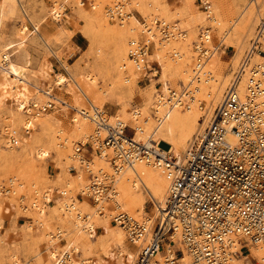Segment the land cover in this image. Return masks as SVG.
<instances>
[{"label":"rangeland","instance_id":"rangeland-1","mask_svg":"<svg viewBox=\"0 0 264 264\" xmlns=\"http://www.w3.org/2000/svg\"><path fill=\"white\" fill-rule=\"evenodd\" d=\"M116 1L0 0V59L3 49L10 47L5 50L9 60L27 66L29 89L38 90L39 108L52 102L48 93L62 102H52V108L40 114L29 129L23 131L24 119L31 116L16 110L12 96L16 82L9 80L0 68V264H53L54 260L48 257L44 248L56 242L59 256L65 240L63 236L54 238L51 235L56 229L67 234V240H77L73 226L78 214L83 217L86 213L83 202L90 205L92 202L78 188L80 183L83 188L87 186L88 172L76 162L70 164V148L65 151L56 149V128L63 127L71 142L87 138L94 129L90 119L96 116L93 108L99 107L108 123L112 122L110 116L126 122V132L134 138L129 124L144 129L155 124L154 106L157 100L166 96L160 94V98L159 93L168 92L167 87L178 90L180 85L183 90L186 81L198 68L193 58V44L203 30H209V46H214L213 53L203 64L201 75L190 84L183 103L187 100L175 114L176 119L180 116L185 122L175 125L178 135L184 139V144L176 150L184 154L194 139V133L199 136L207 126L232 72L238 68L257 27L264 21V0H125L123 6L117 4V7L121 6L122 17L129 20L121 27L114 16L106 12ZM54 8L57 10L55 17ZM117 10L115 8L113 12H119ZM127 12L130 13L128 16ZM134 16L149 25L152 19L174 24L186 33V37L176 35L180 41L164 46L157 26L153 25L156 27L154 33L159 37L156 36V45L154 40L147 39L145 30L136 23ZM132 39L152 42L143 66L158 68L156 77L153 69L143 77V67L137 71L135 66L125 62L131 47L129 40ZM239 46L242 51L234 62ZM172 48L182 53L178 61L173 60ZM261 48L264 49L263 44ZM260 57H264V52ZM57 75L67 77L66 82L57 85ZM218 83L222 87L212 97ZM80 109L88 116H80L74 121L75 110ZM138 110L140 114L132 118V113ZM207 114L202 127L198 129L193 125L196 121L203 122ZM83 126L84 131H78ZM10 135L14 138L8 143ZM160 147L164 152L170 149L164 142ZM89 149L91 155L85 152V159L92 157L91 163L108 171L109 161L105 168L98 149L93 145ZM38 150L46 152V157L39 158ZM46 190H50L48 200L43 199ZM142 193L146 200L143 214L142 208L131 209L123 201L121 204L134 218L149 217L155 221L156 209L151 194L147 190ZM70 199L74 200L75 209ZM132 199L138 202L136 196ZM31 200L38 201L42 216L37 213L38 207L22 209V205ZM103 211V215L93 220V236L79 235V242H86L89 253L70 251L63 259L67 255L73 264H93L98 259L103 264H117L121 259L122 264H128L125 258L134 253L136 247L131 245L116 221L110 219L112 212L109 208L104 206ZM74 213H77L75 217ZM102 219L106 220L107 228ZM242 247L243 242L238 247L235 264H264V244L253 246L247 243L245 250ZM161 251L156 256L158 263L162 260ZM84 258L89 262H84Z\"/></svg>","mask_w":264,"mask_h":264},{"label":"built area","instance_id":"built-area-1","mask_svg":"<svg viewBox=\"0 0 264 264\" xmlns=\"http://www.w3.org/2000/svg\"><path fill=\"white\" fill-rule=\"evenodd\" d=\"M161 29L169 37L178 33L174 24L164 23ZM151 43L132 44L129 58L146 62ZM152 69L156 77L158 68L148 65L143 66L141 76L146 77ZM262 77H249L248 96L242 100L239 76L235 75L200 139L189 146L184 162H178L169 152L163 154L133 142L126 136L127 127L124 132L110 127L105 135H96L99 143L114 147V160L121 157L130 162L134 154L144 157L150 151L153 161L163 164L171 175L169 199L135 264H152L155 247L159 246L166 264H181L183 249L192 258L188 264H227L238 255L230 251L231 236L236 234L245 235L251 244H264V105L259 103ZM50 108L52 102L43 109ZM176 220L183 249L172 238ZM121 224L132 226V236L141 232L139 224L133 225L127 217H121ZM247 243L243 241L244 250ZM167 244L174 248L170 255Z\"/></svg>","mask_w":264,"mask_h":264},{"label":"bare ground","instance_id":"bare-ground-1","mask_svg":"<svg viewBox=\"0 0 264 264\" xmlns=\"http://www.w3.org/2000/svg\"><path fill=\"white\" fill-rule=\"evenodd\" d=\"M124 1L125 0H117L106 11L108 12L109 15L111 14L114 16V20H117L121 27H124L125 25H127V22L129 21L126 17H122V15L120 14L121 6L119 5L117 7L118 3L123 6V4L125 3ZM115 8H117L118 9L117 11L119 12L114 13L113 10ZM129 14L130 13L127 12V16ZM53 16L54 17L57 16L56 8H54ZM134 19L136 23L138 25H141V27L145 30V36L147 37V39L154 40L156 45H158V42H157L158 36L154 33L156 27L153 25L157 26V29L159 30L160 35H161L160 37H162L161 42L164 43L163 44L164 46H166L167 44L170 45L171 42L176 41V40L180 41V39L178 40L179 37L178 36L176 37V35L182 36V38L186 37V33L176 28V25H174V27L178 33L169 37L168 35H165L164 32H162L161 28H162V24L164 23L158 20L152 19L153 24L151 23V25H149L148 22L141 23L136 16H134ZM150 26H152L153 28H151ZM263 32H264V21H262L257 27L255 36L251 40L249 48L243 55L238 68L232 72L231 74L232 77L229 81V84L227 85L222 95L221 101L216 106L215 110L221 104L224 94L228 86L230 85V82L235 77V75L239 76L240 81L238 84V91H239V95L242 100H244V98L248 96L247 81L249 82V77L252 74H253V78L255 79L258 78V76L260 78V76L263 75L261 79L264 81V73H263L264 61L260 62L259 60L256 59V58L264 59V57H260L261 54L264 52V49L261 48V44H263L264 46V35H262ZM198 38L199 39L193 44V50H192L193 58L195 62L197 63L198 68L193 72V75L190 77V79L186 81L187 83L185 84V87L183 88V90H182V85H180V88L178 90L172 89L166 86L168 88V92L166 91L165 93H159V97H160V94L164 96L166 95V96L162 97L161 100H157V103L154 106L156 110V114H157L155 118V124L150 127L148 125V129H144V127L138 128L134 126V124H129V127L132 130V134L134 138H130V136L126 133V136L132 139L133 142L141 146L149 147L152 150H157L163 154H166L167 152H169V154L172 155L175 158V160H177L178 162H184V160L186 159L188 148L191 145V143L195 140H199L200 136L203 134L202 132L199 136L196 137L197 132L194 133V136H193L194 139L189 142L184 154L181 155L177 152L176 150L177 147L182 146L184 144V139L180 135H178L175 125L176 123L184 124L185 122L183 118L181 119L180 116H177L178 119H176V116H175L176 111L179 110V108L184 105L187 99L184 101V103H183V99L186 96V93L190 87V84L194 82L197 79V77L201 75L204 69V65L202 64L205 63L213 53L214 46H211V47L209 46V43L211 42L209 30H203L201 32L200 37ZM138 43H140V41L136 39L129 40L130 46L132 44H138ZM9 48L10 47L3 49L4 52L1 54L0 68L4 70V74L6 77L9 78V80L14 81V83L16 82L15 83L16 89L13 92L14 95H12L14 97V101H15L14 104H15L16 110L20 113L26 114L27 116H31L30 119L28 117L24 119V122H23L24 130L23 131H25V129L26 130L29 129V127L32 125L33 120H36V118L39 117L40 114H44V112L48 111V109L44 110L43 105L41 106V108H39V105H38L39 100L36 99L37 97L36 94L38 90L34 89L33 91H31L29 89V82L26 76V73L28 71L27 66L13 64L9 60L8 55L5 53V50H8ZM129 49L131 50L132 47H130ZM171 50L172 51L170 52L172 53L173 60L178 61L179 55H182L181 51L175 48H172ZM201 51H202L203 56L200 55ZM241 51H242V47L239 46L238 54L236 55L234 62H236ZM125 59H126L125 62L129 63L132 66H135L137 71H140L145 63L140 58H138L137 60H132L129 58V56H127ZM66 78L63 75H57L55 82L57 85H61L66 82ZM260 83L262 84V82ZM263 85H264V82H263ZM221 87H222V84L218 83L215 91H213L212 93L213 94L212 97H215L217 95ZM259 90L262 94L260 95L261 97L259 98V103L264 105V88L260 87ZM48 97L49 99H51L52 102H56L57 104L62 103L59 99L56 98V96H53V94L51 95V93L50 94L48 93ZM85 98H87L86 94H85ZM256 101L258 102V99H256ZM48 103L49 102H46L45 105H47ZM66 106L71 107L70 105H66ZM187 109H189V107H187ZM93 111L96 116L90 118L91 122L94 125V129L92 131V135H90L89 137L83 138L81 140L78 139V140L71 142L72 140H70V138L66 134L67 131L63 127H58L55 130L56 149L65 151L68 148H70L71 150L70 156H69L70 164L74 165V163L76 162L80 166V168H82L83 166L86 168V172H88V174L85 173L87 176L86 177L87 186L83 188V186H81L82 184L80 183V185H78V188H79V191L84 194L83 196L86 199L87 198L92 199V202L89 201L91 205L88 204L87 201L83 202V206H84V209H86V213L84 214L83 217H82V214H78L77 222L73 226L74 232H75L74 236L76 237L77 240H73V241L67 240L66 239L67 234L63 235V231L61 229H56L54 232H52L51 235L54 238H61L63 236L62 239L65 240V242L62 244V249L59 254L60 257L57 255V250L55 246L56 242H51L50 244H47L44 250H46V252L48 253V257L51 260H54L53 264H59L60 262H61L60 264H73V260L69 261V256H67L69 255L70 251L76 253L81 250L84 254H88L89 247L86 244V242H83V243L79 242V239L81 238L79 235L87 234L88 237L93 236V234H91L94 229L93 220H96L98 215H103L104 206H107L109 210L112 212L111 214L112 217L110 219L116 221L119 228L124 232V234L126 235L131 245H135L136 247V251L134 253H129V255L125 258L126 263L135 264L142 250H144L147 247L150 241V238L152 236V229L154 227V222L155 221L157 222L158 220H160L162 216V209L165 207V204L169 199L171 175H170L169 169L165 168L163 164L161 163L157 164L156 162L153 161L154 158L152 154H150V151H148V153L144 157L138 156V154H134V152L132 151L135 158L130 160V162L124 161L121 157L114 160V155L117 154V152L114 151V147L113 146L107 147L103 145L102 143H99L96 138V135L98 134L100 136L105 135L107 129L110 127L116 129L117 131L124 132V127L126 126V122H124L123 120H120L117 116H114V117L110 116V118L112 119V122L108 123L104 119L105 115L101 113L102 109H100L99 107L98 108L95 107L93 108ZM188 112L190 111H186V113ZM74 114L76 115L74 117V121H77L78 117L80 116L81 117L88 116L85 113V111H83V109L75 110ZM132 114H133L132 118H135L137 114H140V111L139 110L134 111ZM208 115L209 114H207L205 118H203V122L200 123L196 121V123H194L193 125L197 126V128L199 129L200 127L203 126L204 122L207 121ZM212 117L213 115L210 117L207 126L212 120ZM99 122H101V124H99ZM78 131L83 132L84 126L79 127ZM20 134L22 135V133ZM160 137H164L168 141ZM13 138L14 137L10 135L8 143H10V141ZM229 138L235 142L234 136H230ZM163 142L166 143L167 146H170L169 151L164 152L163 149L160 147V144ZM91 145H93L95 148L98 149L99 157L103 161L105 168H106V165H108L107 161H109L110 169L108 171L100 169L99 167L95 166V164L91 163L92 157L89 160L85 159V152L90 153L91 155V152L89 149V146ZM78 148H80V151H77ZM37 155L39 158H44L46 157L47 154L44 151L38 150ZM116 165L118 166V169H115ZM89 174L92 176L89 177ZM118 188L120 191V195H119ZM143 190L149 191L151 194V198L154 201L156 212L153 214V217L156 219V220L154 219L155 221H153V219L149 217H142V219H136L132 215H130L123 208L121 204V201H123L125 205H127L131 209L135 207L142 208L143 209L142 214H143V211H144L143 207L146 203L145 197L143 196V193H142ZM49 192L50 190H46L43 193V199H46V200L49 199V195H48ZM134 196L137 197L138 202H134V200L132 199ZM20 200L23 201V197H21ZM31 201L27 205L24 203L22 205V209L23 210H28V209L34 210L36 209V207L39 206L37 200H33L32 202ZM71 206L74 209L76 208L74 200H71ZM37 209H38V212H37L38 215L42 216L43 215L42 209L40 207H38ZM76 214L77 213H74V217L76 216ZM122 216L127 217L132 222V224L138 223L140 226L141 232L139 233L136 232V234L132 236L131 229H130L132 226H123L121 224ZM102 223L103 225L106 226L105 228H107L106 220L102 219ZM179 224H180L179 221L177 220L174 221L175 231H174V235L172 236V238L176 242L175 244H177L180 248L183 249L184 248L183 245L179 242L182 237L180 230H179V226H178ZM231 239H232L231 240L232 245L230 246L231 252L232 251L238 252V247L240 243H242L243 241H247L248 244L253 245V246L260 245V244H251L248 238L245 235L243 236L241 234L232 235ZM144 244H145V248H144ZM166 247L168 249V254L169 255L172 254L174 251V248L171 247V244H167ZM160 249H161L160 246L155 247V251L152 257V264H166L165 258L163 257V255H162L161 262L158 263L157 261L156 256H157V253L160 254ZM183 251H184V255L181 259V264H188L189 262H191L192 258L190 255L187 254V252L184 249ZM121 253L120 255H123V253L122 254ZM65 254L67 255L63 259ZM236 257L237 256L235 257L233 256L231 260L229 261V263L227 262V264H235ZM61 258L63 259L62 261H61ZM83 261L86 263L89 262V260L86 258H84ZM26 264H28V262H26ZM93 264H103V262L102 260L98 259L95 262H93ZM117 264H122L121 259L117 260Z\"/></svg>","mask_w":264,"mask_h":264}]
</instances>
